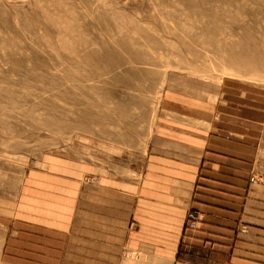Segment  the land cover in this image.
I'll use <instances>...</instances> for the list:
<instances>
[{
  "label": "crops",
  "instance_id": "1",
  "mask_svg": "<svg viewBox=\"0 0 264 264\" xmlns=\"http://www.w3.org/2000/svg\"><path fill=\"white\" fill-rule=\"evenodd\" d=\"M27 162L0 187L11 263L264 264L262 88H170L145 151Z\"/></svg>",
  "mask_w": 264,
  "mask_h": 264
},
{
  "label": "rangeland",
  "instance_id": "2",
  "mask_svg": "<svg viewBox=\"0 0 264 264\" xmlns=\"http://www.w3.org/2000/svg\"><path fill=\"white\" fill-rule=\"evenodd\" d=\"M226 79L264 89V0H0L1 190L48 151H145L167 89Z\"/></svg>",
  "mask_w": 264,
  "mask_h": 264
},
{
  "label": "bare ground",
  "instance_id": "3",
  "mask_svg": "<svg viewBox=\"0 0 264 264\" xmlns=\"http://www.w3.org/2000/svg\"><path fill=\"white\" fill-rule=\"evenodd\" d=\"M131 23V22H130ZM126 28V27H125ZM130 41V40H129ZM74 48H72V50H71V52H73L74 53V50H73ZM247 55H249L250 54V52L249 51H247V53H246ZM73 55H71V57H72ZM255 57V56H254ZM74 58V60H75V58L76 57H73ZM235 58V57H234ZM77 59V58H76ZM236 59V60H235ZM234 60L233 59H231L230 61H232V64H235V63H238L240 66L242 65V64H244V63H246V62H244L245 60L243 59V58H239V57H237V58H235ZM73 60V59H72ZM251 63H253V65H254V63H255V61H253V60H251ZM256 64H257V62H256ZM245 65V64H244ZM247 66H251V65H248V64H246ZM252 65V66H253ZM252 66L250 67V68H252ZM256 67V66H255ZM247 68H249V67H247ZM253 69V68H252ZM255 77V76H254Z\"/></svg>",
  "mask_w": 264,
  "mask_h": 264
},
{
  "label": "built area",
  "instance_id": "4",
  "mask_svg": "<svg viewBox=\"0 0 264 264\" xmlns=\"http://www.w3.org/2000/svg\"><path fill=\"white\" fill-rule=\"evenodd\" d=\"M192 224V223H191ZM186 264H189V263H186Z\"/></svg>",
  "mask_w": 264,
  "mask_h": 264
}]
</instances>
